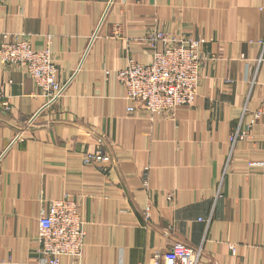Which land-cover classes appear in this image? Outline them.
Listing matches in <instances>:
<instances>
[{
  "label": "crops",
  "instance_id": "1",
  "mask_svg": "<svg viewBox=\"0 0 264 264\" xmlns=\"http://www.w3.org/2000/svg\"><path fill=\"white\" fill-rule=\"evenodd\" d=\"M154 30L197 40L203 60L193 102L149 117L127 111L117 71L151 59ZM3 33L49 47L64 91L43 108L25 69L0 63V264H43L38 216L66 192L85 237L63 264H175L177 241L196 264H264V166L246 163L264 162L262 126L230 140L264 101V0H7ZM98 148L109 160L83 164Z\"/></svg>",
  "mask_w": 264,
  "mask_h": 264
},
{
  "label": "built area",
  "instance_id": "2",
  "mask_svg": "<svg viewBox=\"0 0 264 264\" xmlns=\"http://www.w3.org/2000/svg\"><path fill=\"white\" fill-rule=\"evenodd\" d=\"M6 1L0 0V5ZM3 38L0 42V63L24 68L44 98L43 108L54 104L61 97L64 84L57 80V67L50 48L34 49L26 39L7 33H3ZM146 38L154 50L151 59L138 62L129 58L117 71L119 83L126 88V97L135 103V106H128L127 111L143 112L149 117L164 112L172 114L178 106L191 104L197 93L203 60L199 42L167 35L160 30L148 33ZM158 42L162 44L160 50L156 46ZM11 102V96L0 88V107L9 112L12 110ZM250 115L242 128L236 127L230 137L232 142L249 136L258 124L262 126L264 139V101L260 107L251 110ZM97 160L107 162L109 158L99 148L82 155L83 164ZM246 163L251 168L264 166L261 160H248ZM142 176L143 185L147 188V169ZM172 195L167 193V199L172 200ZM147 211L148 205L145 213ZM38 217L37 253L43 264H63L61 259L67 256L78 263L82 255L85 221L72 194L66 192L60 198L50 199L47 208ZM229 249L235 252L234 245L230 244ZM199 250L177 241L171 247V254L175 264H196ZM151 260L149 264H161L160 254L155 253Z\"/></svg>",
  "mask_w": 264,
  "mask_h": 264
}]
</instances>
